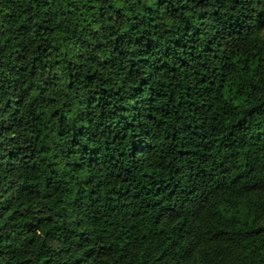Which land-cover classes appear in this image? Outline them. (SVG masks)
I'll return each instance as SVG.
<instances>
[{"label": "trees", "instance_id": "obj_1", "mask_svg": "<svg viewBox=\"0 0 264 264\" xmlns=\"http://www.w3.org/2000/svg\"><path fill=\"white\" fill-rule=\"evenodd\" d=\"M0 264H264V0H0Z\"/></svg>", "mask_w": 264, "mask_h": 264}]
</instances>
